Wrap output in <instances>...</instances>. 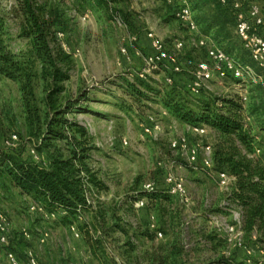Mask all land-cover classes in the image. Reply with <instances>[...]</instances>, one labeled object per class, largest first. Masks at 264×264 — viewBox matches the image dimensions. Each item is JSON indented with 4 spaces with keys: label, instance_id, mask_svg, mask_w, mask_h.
Here are the masks:
<instances>
[{
    "label": "rangeland",
    "instance_id": "obj_1",
    "mask_svg": "<svg viewBox=\"0 0 264 264\" xmlns=\"http://www.w3.org/2000/svg\"><path fill=\"white\" fill-rule=\"evenodd\" d=\"M49 1L62 13L66 29L52 46L61 47L72 63L63 98L74 101L87 94L68 117L84 126L91 136L88 163L99 184L89 191L92 208L65 225L63 212L53 218L45 217L38 208L32 210V206H38L37 201L22 193L0 166V210L10 223V244L0 243V251L6 256L13 251L24 261L25 251L31 249L39 264H253L251 257L264 254L240 229V209L228 201L227 190L217 182L220 167L216 152L228 153L235 137L207 124L187 123L163 102L170 91L190 107H197L206 95L234 99L241 105L239 117L256 155L264 156L260 121L264 112V71L242 48L237 21L229 26L232 40L228 43L203 31L217 8L216 0H186L199 23L198 31L190 30L175 15L180 0H115L112 7L119 12L110 18L93 0ZM17 5L18 0H0V15L7 21L10 50L29 58L31 45L20 34L22 17ZM150 31L169 50L179 41L184 44L179 56L184 70L174 75L173 84L166 82L169 74L165 70L142 76L146 58L152 53L147 36ZM206 36L248 65L253 78L247 77L243 83L221 80L214 73L208 88L200 96L194 94L191 83L197 63L208 59L206 48L197 47V42ZM126 43L129 53L125 56L121 46ZM232 43L235 47L231 50ZM32 65L33 95L24 93L21 83L0 77V151L46 162L47 151L38 150L36 145L44 132L37 115L40 110L45 120L47 84L41 75V62ZM150 117L158 120L160 129L148 133L144 127ZM194 127H205V134L196 133ZM14 135L16 140L12 139ZM183 137L190 146L198 145L196 160L187 151L172 148V143ZM208 145L213 152L210 168L204 166L209 158ZM59 146L65 149L64 143L59 142ZM167 173L183 181L190 197L188 203L166 192ZM148 183H153L158 192H147ZM142 200L145 205L138 207ZM85 223L104 242L98 256L82 236L80 229ZM23 230L30 238L23 237ZM159 231L162 236H158ZM221 259L229 262L221 263Z\"/></svg>",
    "mask_w": 264,
    "mask_h": 264
},
{
    "label": "trees",
    "instance_id": "obj_2",
    "mask_svg": "<svg viewBox=\"0 0 264 264\" xmlns=\"http://www.w3.org/2000/svg\"><path fill=\"white\" fill-rule=\"evenodd\" d=\"M93 2L99 10L105 11L109 18L114 16V12H119L112 7L115 0ZM216 3L217 8L203 31L221 42L230 43L232 32L229 26H233L237 21L235 11L231 5H224L219 0H216ZM16 10L22 17L20 34L29 40V53L32 58L20 56L10 50L7 43V21L0 15V77L21 83V90L24 93L29 91L33 95L34 90L30 86L35 76L32 64L37 60L41 62V75L47 88L44 100L45 120L42 121L40 110L37 115L39 127H43L44 132L36 147L40 151H47L48 156L46 162H38L11 152L0 151V166H3L15 186L22 193L32 196L45 213L57 215L63 212L62 222L65 225L72 224L81 213L92 208L89 191L91 186L99 184L88 163L91 158V136L84 126L68 117V113L74 112L76 106H80V101L87 98V94H82L74 101L63 98L66 90L64 82L70 77L69 68L72 63L70 55L61 47L52 46L54 41L59 39L58 33L66 32L60 10L49 0H18ZM229 47L232 50L235 46L232 43ZM244 51L249 56V52L245 49ZM202 93L203 91L198 96ZM163 100L164 105L179 119L194 126L207 124L228 137H235L228 153L223 150L216 152L217 164L220 167L218 171H228L234 177L228 201L240 209L242 232L264 254V156L256 155L254 144L244 131L238 113L241 105L234 99L206 95L197 107H190L177 100L173 91L168 92ZM29 101L26 99V105L31 111L33 107ZM33 106L35 110L38 109L36 105ZM261 117V127L264 128V112ZM33 121L32 119L31 122ZM59 142L64 143L65 149L58 147ZM80 230L91 251L98 256L103 240L95 236L87 223L83 224ZM23 258L25 261L26 251ZM250 260L253 264H264V255L251 257ZM220 262L229 261L221 259Z\"/></svg>",
    "mask_w": 264,
    "mask_h": 264
},
{
    "label": "built area",
    "instance_id": "obj_3",
    "mask_svg": "<svg viewBox=\"0 0 264 264\" xmlns=\"http://www.w3.org/2000/svg\"><path fill=\"white\" fill-rule=\"evenodd\" d=\"M181 5L177 8L175 15L182 22L185 23L190 30L198 31L199 26L194 18L193 10L190 4L186 0H180ZM224 5H231L235 11L237 26L236 33L239 37L243 48L249 52L251 59L255 64L264 71V0H219ZM64 33L59 32L58 37L63 36ZM147 36L151 41L152 53L146 58L145 69L142 73L152 74L157 70H165L169 75L166 77V82L173 84L174 75L182 72L184 69L180 63V52L183 49V42L179 41L176 43L173 50H169L165 42L158 38L153 31H150ZM136 39V38H135ZM134 39V40H135ZM128 44L121 46V52L123 55H128L129 48ZM197 47L206 48L207 50V61H201L197 63L196 71L192 80L191 90L194 94L198 95L203 90L208 88L207 83L211 81L214 73L217 74L221 80L233 79L241 82H246L247 77H252V69L236 59L234 56L229 54L226 50L213 44L209 37H200L197 42ZM247 99L243 97V100ZM149 123L144 127L145 131L150 133L160 129L158 120L155 117H150ZM194 131L200 135L205 134V127H194ZM12 139L16 140L17 136L14 135ZM127 144V141H124ZM172 148L181 149L187 151L193 160H196L199 149L198 145L190 146L188 140L183 137L172 143ZM208 154L205 159V167L210 168L213 165L212 147L208 145L206 147ZM166 180L168 184L167 192L170 195L177 196L181 201L188 203L190 197H188V190L184 185L183 181L176 179L171 173H167ZM217 182L218 185L227 190V193L232 189L234 177L228 171H217ZM147 192H153L155 186L153 183H148L145 186ZM145 202L142 200L138 203V207H143ZM38 208L39 211L45 217H56L55 213L47 214L38 206H32L34 210ZM153 228L156 226L153 224ZM72 230L75 227L72 226ZM235 230V226L232 227ZM158 236H162V232H157ZM23 237L30 238V234L23 230ZM76 236L79 233L76 232ZM0 243L3 246H9L10 244V223L7 215L0 210ZM7 258L10 264H39L38 257L33 250L29 249L26 251V260L22 261L14 252L8 251Z\"/></svg>",
    "mask_w": 264,
    "mask_h": 264
},
{
    "label": "crops",
    "instance_id": "obj_4",
    "mask_svg": "<svg viewBox=\"0 0 264 264\" xmlns=\"http://www.w3.org/2000/svg\"><path fill=\"white\" fill-rule=\"evenodd\" d=\"M149 44H150V40H149ZM0 264H10L7 256L5 255V252L3 253V251H0Z\"/></svg>",
    "mask_w": 264,
    "mask_h": 264
}]
</instances>
